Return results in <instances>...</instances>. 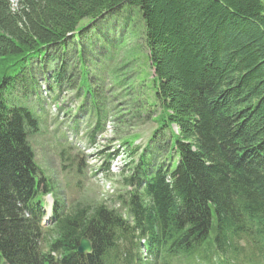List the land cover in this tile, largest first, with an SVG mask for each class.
<instances>
[{"label": "trees", "instance_id": "obj_1", "mask_svg": "<svg viewBox=\"0 0 264 264\" xmlns=\"http://www.w3.org/2000/svg\"><path fill=\"white\" fill-rule=\"evenodd\" d=\"M118 21L129 36L111 35ZM91 29L97 56L85 55ZM60 56L53 101L63 80L90 100L91 141L108 130L109 80L133 129L155 126L140 155V133L120 136L124 214L57 201L42 227L53 191L28 140L39 122L8 93L36 88L35 60L44 71ZM83 237L91 254L77 250ZM0 264H264V0H0Z\"/></svg>", "mask_w": 264, "mask_h": 264}, {"label": "rangeland", "instance_id": "obj_2", "mask_svg": "<svg viewBox=\"0 0 264 264\" xmlns=\"http://www.w3.org/2000/svg\"><path fill=\"white\" fill-rule=\"evenodd\" d=\"M103 27L105 28V26ZM121 27V22H116L111 35L115 36V33L119 31L120 33L125 32L129 36L127 28L124 31ZM93 30L87 32L88 34L82 39L86 56L88 54L97 56V51L91 48L89 43L98 37ZM138 42L140 41L130 38L128 46L135 47ZM103 44H100L97 49H101ZM75 58L76 54L73 52L68 53L66 59L64 57L65 60L60 56L56 61L50 63V66H46L44 71L39 70L35 60L32 73L39 84L36 88L31 87L30 80L33 76L27 74L29 85L24 87L25 90H20L19 85L17 89L14 88L8 93L9 101L19 105H24V102H27L26 106L34 111L39 122L36 129H29L28 140L35 153L38 166L53 189V195L45 196L47 209H51L52 203L54 204L58 200L66 205L76 202L105 204L121 211L123 205L119 204L118 196L126 190H131V187L127 186L124 181L125 175L129 173L127 170L130 158L126 152L130 148L122 145L120 136L133 132L140 133V137L135 142L136 146L141 147L140 155L146 148L147 138L155 124L148 122L133 129L134 109L129 104L130 99L112 95L111 89L107 86V83H110L109 80L104 85L107 87L106 92L101 90L98 94L99 99H105L102 104L109 100L113 101V104L110 105L113 108L110 107L105 113L109 128L105 131L102 127L100 129L102 133L98 134L94 141H91L88 134L93 129L95 121L91 118L92 103L90 100L83 103V98L79 97L76 88H69L68 83L64 80L60 86L61 94L58 96V102L53 101L55 92L49 89L50 81L47 74L54 71V67L60 69L63 60L70 70L68 74L76 73ZM136 65L137 62L133 61L132 66L136 68ZM76 78L75 75L74 79ZM16 96L20 98L16 100ZM58 104L62 106L59 107ZM105 110L107 109L105 108ZM117 152L118 154L115 155L116 158L111 164V173H106L102 167L107 161V155ZM139 155L136 157V163ZM40 225L45 227L48 224L40 223Z\"/></svg>", "mask_w": 264, "mask_h": 264}, {"label": "water", "instance_id": "obj_3", "mask_svg": "<svg viewBox=\"0 0 264 264\" xmlns=\"http://www.w3.org/2000/svg\"><path fill=\"white\" fill-rule=\"evenodd\" d=\"M93 249L91 241L88 238H82L78 247L80 253H89Z\"/></svg>", "mask_w": 264, "mask_h": 264}]
</instances>
